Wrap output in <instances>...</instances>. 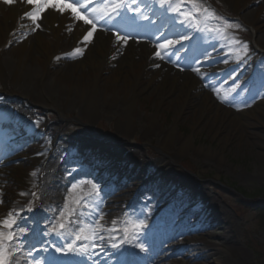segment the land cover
Wrapping results in <instances>:
<instances>
[{
    "label": "bare ground",
    "instance_id": "bare-ground-1",
    "mask_svg": "<svg viewBox=\"0 0 264 264\" xmlns=\"http://www.w3.org/2000/svg\"><path fill=\"white\" fill-rule=\"evenodd\" d=\"M102 1L105 0H88V3L95 10V5L100 4ZM257 1L263 3L257 11V13H260L264 10V0H243L242 3L246 5ZM178 2L182 4L181 0H166V7L161 8L159 0H138L141 12L139 15H135L134 23L124 30H119L120 27L117 21H113L112 18L108 17L107 20L110 23L106 22L104 13L96 14L100 23H103L107 30H97L93 34L94 53L91 52V47L88 44L81 43L90 28L83 23V20L73 18L75 13L71 11V8H75V5L66 8L61 0H33V4L47 3L49 7L40 14L36 20V24L32 25L31 20L20 19V17L30 11L33 4H25L23 0H14L10 6L0 3V78L3 80L20 79L24 87L22 96H26L32 101H37V96H47L49 90H54V87L48 85L45 81L48 75L54 78V85L57 81L61 82L62 80L73 85L80 84L83 86L80 97L85 98L83 109L89 113L100 102L105 105L115 106L116 114L114 115L122 120L121 132L122 134H126L129 127L135 125L138 121L137 116H144L138 115L136 110L135 101L138 99L139 94L146 92L145 94L148 97L156 95L158 99L171 95L169 91L163 93L162 86H156V88L151 89L153 81L158 76L157 68L155 67L157 65H164L162 61H158L159 59L154 57L162 51L166 55L176 53V63L186 60L187 57L194 58V52L191 51L189 53V50L192 44L197 42L196 48L203 50L202 47H204L205 49L204 60L199 59L194 61V64H192L194 71L182 70L177 64H171L166 67L168 71L175 72L174 74L176 75L172 76L170 82L173 86L179 85L180 92L175 96H170L172 99L169 100L168 108L173 110L175 116L174 122L171 128L164 131L162 139L158 143L161 150L172 145L180 153L186 152L192 146V139L190 137L180 138L176 134V128L179 126L177 119L181 111L184 110V106L189 102H200L201 105L199 104L197 108L195 107L194 115H192L194 121L197 120V122H194L191 126L192 132L198 134L206 126L200 127L198 123L202 118L201 116H203L202 110H205L204 108L212 109L213 103L210 92L205 90L199 91L195 84L187 87V83L189 81H196V79L204 77L205 73H211V71L227 72L231 68H236L235 72L237 73L229 76L230 79H233L235 74H238L242 69V67L238 68L236 64L243 56L234 54L232 53L233 51L228 52L226 49L219 51L220 48L214 44L217 32L210 34L201 31L196 39H192V33L190 35L188 33V28H190L189 14H186L178 6ZM234 2L236 5L240 4V0H233ZM52 5L61 7L63 14L52 10ZM110 5H112L111 9H114L115 2H112ZM107 11L108 9L105 12ZM177 13L179 14L177 15ZM80 15H83L82 11ZM178 21H183V23ZM97 27L99 29V25ZM152 28H155L156 31L151 32ZM252 30L256 31L258 29L254 27ZM113 31L122 37L119 42H117V36L112 35ZM204 36L206 37L204 38ZM152 39H161L162 43L160 45L152 44ZM166 44L169 47L164 49L162 46ZM76 45L81 49H86L87 55H96V59L91 60L87 64L77 59L65 60L62 63L63 66L58 67L56 70L58 61L62 60L61 58L64 57L65 53L73 52ZM138 50L143 51L146 57L141 56L137 58L135 54ZM192 58L191 61L193 62ZM217 60H219L220 64L214 66ZM68 69L70 73H68ZM78 69L80 71L79 77H72L71 75ZM85 77H87L86 82H83L82 78ZM175 78L182 81V84L177 82ZM118 81H121L122 86L117 83ZM138 83L141 86L136 90L135 86ZM112 86L117 87L116 92H123L120 100H117L115 96H105L104 91ZM56 87L65 91L61 93L64 97L62 102H66L70 98V92L66 88H62L60 84ZM6 89L12 90L13 87L6 85ZM38 102L41 103L40 101ZM45 105L46 107L52 106L49 102L48 104L44 102L43 106ZM216 109L214 113H217ZM11 114L12 112L7 106H0V120H2L1 123L5 124L2 128L3 134H0V142H2L1 136L4 135L5 130V135L9 134V131H7L10 128L8 122H11V119L14 120L13 117H15ZM223 114L227 115L228 112L223 111ZM17 118L24 122L25 117L17 116ZM147 118L150 123L155 122L153 116H147ZM14 126L19 128L17 123ZM208 126L212 127L211 125ZM37 129H40L41 133H43L41 136H44V140L40 142V146L34 144L33 148H30L29 154L20 153L7 159V161L1 162V164L8 163V161L18 163L26 158H34L36 160V163L31 167L34 169L27 168L19 174L17 185H15L12 195H8L7 191L2 190L3 187L0 186V222L6 219L9 213H19L20 216L22 211L27 210L29 205L27 198L29 195L37 193L40 198L35 208L29 211L32 221H21L19 216H15V223L10 229L0 227V245H4L8 249L7 253H5L0 248V256L5 258V264H8L9 260L10 262L12 261L11 264L14 261L16 264H24L25 255H22V250L29 249L37 243L42 248H45L50 242V238L55 236L53 233L58 231L57 228L52 226L59 225L65 221L67 223H64L63 229L59 230L60 233L67 234L73 231L75 227L80 228L83 233L81 231H73L71 233L80 236L82 239L81 243L85 248L81 254L76 256L74 251L76 247L68 249V242L70 241L66 240L67 236H61L60 234L59 237H62L64 241L56 246L57 250L54 251V255L57 256L58 250L62 248L65 253H68V259L65 262L67 264H105V261L103 262L99 254H92L90 252L100 249L96 248L99 245H112L114 249L116 248L117 254L115 256L117 259L114 261V264H130L128 253L122 247L128 245L131 254L135 256L137 252L139 253V250L141 251V248H135L137 247L136 242L143 243L150 250L149 256H145V259L140 258L139 262L141 264H150L154 258L163 254L162 250L166 251L172 247L173 244L170 240H173L180 233L191 231L212 239V236L209 235L213 227L219 233L224 230L226 231L223 236L218 237L226 251L219 250L212 244L192 240L185 243V264L244 263L246 253L238 245L237 234L232 221H229L230 217L219 210L218 207H216L214 213L212 211L201 212L197 209L198 205L195 201L202 198L205 199L206 196L209 197L203 192V189L199 190L197 188V193L194 191L193 195L188 189L193 200L189 198L187 203L193 202L190 205L196 204V206L187 218H183L184 221L180 219V215L175 211V206L174 208L167 206L163 212H160L161 215L158 214L160 218L157 222L151 218L148 220L149 225L142 228H128L127 226L120 225V223L123 224L128 220H132L137 213L150 216V213L155 211L160 201L156 196L145 197V202L132 200L130 205L126 209H123L126 201L128 202L130 198V191L122 189L118 196H114L110 201L114 205L116 213L109 217H106L107 207H104L103 203L100 204L99 209H97L98 203H95V201V205H93V202L90 205L85 202V208L78 206L77 200L83 199L80 193H75L69 196L68 199L62 197L61 193L65 186L73 179L80 178V175L72 169V160L75 162L77 159L82 161L90 158L92 154H96V151L100 152L102 150L108 154H106L107 159L109 158L111 161L112 159H119V162L126 164L128 168L132 164L139 169H143L147 165L144 163V160L140 161L139 155L135 152L121 151L119 154H111L109 150H105L104 146L96 147L95 143L77 146L80 141L71 142L68 138L56 142L55 145H58L57 151H50L46 142L48 139L51 141L54 131L47 130V127H44L43 130L40 124ZM242 133V130H238V135L243 139L244 134ZM216 136L217 134L213 133V138ZM67 143L70 144L65 148ZM64 148L65 152L68 151L69 153L66 159L61 158ZM45 149L48 151H45ZM199 151L203 154H211L218 159L222 156V154H217L216 151L211 153L209 148H203ZM39 152L42 153V156L39 155ZM103 156L105 155L103 154ZM161 162L158 161L155 166L157 168L160 167L162 165ZM150 165H153V163ZM21 167H23V164H16V168L20 169ZM112 169L120 170L122 174H125L124 184L128 183L130 187L134 185L131 182L133 180L132 177L135 176L126 174L123 169L118 167H112ZM170 174L169 171H166L161 177L163 176V179L168 180ZM185 177L184 174L175 180L184 187L187 185ZM188 185L193 188V182L190 183L188 181ZM146 186H142L141 189L147 191L148 189H145ZM161 189L168 195L166 186L161 187ZM195 194H197L198 199L194 198ZM178 204L182 207L185 205L182 201L178 202ZM141 206H144V210L140 208ZM161 217L165 219L161 221ZM191 219V225L194 226L193 229L185 230L184 228L187 226L186 221ZM152 224L155 225L152 226ZM100 229H104V231H100ZM165 231L169 237L164 235ZM8 233H14L11 241L6 239V234ZM89 233H92V236H89ZM73 246H78V244L74 243ZM9 253L12 254V258H8ZM106 255H109V253L107 252ZM33 256L38 257L39 261L47 260L44 250L34 253Z\"/></svg>",
    "mask_w": 264,
    "mask_h": 264
},
{
    "label": "rangeland",
    "instance_id": "rangeland-1",
    "mask_svg": "<svg viewBox=\"0 0 264 264\" xmlns=\"http://www.w3.org/2000/svg\"><path fill=\"white\" fill-rule=\"evenodd\" d=\"M181 1L182 4L178 2V6L192 18L190 29L198 23V19H203L201 22L205 33L211 34L214 30L218 32L215 39L217 47L244 56L242 57L241 65H244L247 72H251L247 78L251 79L249 83L240 85L235 93L232 92V87L235 83L231 84L232 80L228 78L229 74L211 71V74H204L203 79L199 77L196 81L187 83V87L195 84L199 91H210L213 98L212 109L204 108L205 110H202L203 116H201L202 118L198 123L200 127L206 126L200 133L194 134L191 129L192 124L197 122V120L194 121L192 115H194L195 107L197 108L200 102L196 103V101H193L186 104L177 119L179 125L176 128L177 137H190L192 139L191 148L186 152L180 153L172 145L163 150L158 146L164 131L171 128L175 118L173 110L168 108L169 100L172 99L170 96H175L180 92L179 85L173 86L170 82L172 76L176 75L174 74L175 72L168 71L162 65L155 67L157 68L158 76L153 81L151 89L156 88V86H162L163 93L169 91L171 95L158 99L156 95L148 97L145 94L146 92L139 94L138 99L135 101L136 110L138 115L144 116H137L138 121L135 125L129 127L126 134L121 132L122 120L114 115L116 114L115 106L105 105L100 102L89 113L83 109L85 98L80 97V92L83 88L80 84L73 85L64 80L61 82L57 81L55 83L56 86L60 84L62 88H66L70 92V98L66 102H62L64 97L61 92L65 91L58 89L54 85V78L48 75L45 81L48 85L53 86L54 90H49L47 96L39 95L37 96V101H32L28 97L22 96L24 87L20 79L3 80L0 78V106H7L13 115L25 117L27 122H24L22 126L28 129L27 131L25 129L15 131L9 138L10 146L8 144L3 150H0V186L3 187L2 190L7 191L8 195H12L15 185H17L19 174L27 168H31L36 163V160L34 158H26L23 161H19L18 163L23 164L20 169L16 168L18 163L14 161H8V163L3 164L1 162L22 152H27L26 154H28L30 147L34 144H40L39 141L44 138L41 133H36V130L33 132L36 124H40L43 129L44 127L49 128V125H54V132L57 133L52 137V142H55L58 138H70V140L84 141V143H99L103 144L106 148L105 150H111V154H119L120 151L135 152L139 155L140 161L144 160L147 165L142 171L127 170V173H132V175L136 173L135 179L131 182V184H134L132 187L128 183L120 185L124 177L117 176L118 172L108 174L106 171L108 167L104 166L95 175L97 178L98 175L103 176V180L109 183L105 189H102V186H99L101 189L97 188L98 185L93 177L84 175L80 179L70 181L62 191V197L68 199L69 196L80 193L83 199L77 200L78 206L83 205L86 201L89 203V200H91L90 204L91 202H93V205L96 202L98 203L97 209L100 208V204L105 202L103 205L107 207L106 217H109L116 213V209L110 201L114 196L117 197L122 189H128L131 194L136 189V192L139 193L142 186L147 185L146 187H149L151 185L150 178L154 175H157L158 182L171 184L170 186L174 187L175 183H171V181L176 182L175 179L177 177L185 174L186 177L184 179L185 182L187 180V185L182 190L186 191L187 199L193 200L190 191L193 195L197 188L199 190L203 189V192L209 196H206L205 199H198L197 203L199 202L200 205L197 206V209L201 212L212 211L214 213L216 207H218L219 210L230 217L229 221H232L237 234L238 245L246 253V259L243 264H264V55L260 57L257 52L254 53L252 50L253 43H256L264 50V10L257 13L263 3L257 1L243 5V0H240V4L236 5L233 0ZM135 4L136 2L134 1L133 6ZM193 4L197 5V7L192 8L191 5ZM96 7L98 6L96 5ZM205 10L210 11L215 19L206 18L205 15L202 16ZM96 14L92 17L93 20L98 19ZM225 25L228 27H225ZM254 27L258 29L255 33L252 31ZM213 28L215 29L211 31ZM206 36L208 35L206 34ZM90 40L91 42L86 44L91 47V52L94 53L93 37ZM76 46L73 52L78 50L79 54L75 56L72 55L73 52L65 54L61 58L62 60L58 61L56 70L58 67L63 66L62 63L65 60L77 59L87 64L91 60L96 59V55H87L86 49ZM135 55L137 58L146 57L141 50H138ZM161 55L164 56L163 54ZM164 59L168 63L174 61L173 57H163ZM187 61L189 60H185L186 63H180L181 69L192 70L189 68L190 64ZM244 67L240 71L243 75H238L237 79H241L247 74L244 71ZM67 71L70 73L69 69ZM73 74L71 75L72 77H79V69L75 70ZM208 75L209 77L215 76L216 82L209 83V80L213 78H209ZM86 78H82V81L86 82ZM175 80L182 84V81H179L178 78H175ZM117 83L122 86L121 81ZM6 85H11L13 89H6ZM140 86L141 84L138 83L135 86L136 90ZM116 89L117 87L115 88V86L108 87L104 91L105 96H115L117 100H120L123 92H116ZM44 102L47 104L49 102L52 106H43ZM215 109L217 113H214ZM223 111H227L228 114H223ZM147 116H153L155 122L150 123ZM15 122L17 123L16 119ZM238 130L243 131V139L238 135ZM91 131L99 134L96 137ZM213 133L217 134L215 138H213ZM52 142L50 143L48 139V147L52 146ZM203 148H209L211 153L216 151L217 154H222V156L218 159L211 154H203L199 151ZM53 149L54 147L51 148V150ZM66 155L67 153L63 150L61 153L62 158L64 159ZM158 161H162V165L157 168L155 165ZM93 162L97 163L96 160H93ZM103 162L107 163L109 159ZM151 163L153 165H150ZM72 169L77 172L84 171L86 168L74 165ZM124 170L126 171V168ZM166 171L171 173L168 180L163 179V176L161 177ZM188 181L190 183L193 182V188L188 185ZM84 182H89L90 186L94 187H86L82 184ZM176 184L178 185V183ZM109 190H111L110 193ZM136 192L130 200L136 196ZM91 193H95L96 196L90 199L88 195ZM148 193L149 191L147 195ZM240 194L249 197L250 200L243 199ZM147 195L146 193H139L135 199H138V202H144V198ZM194 198H197V194H195ZM173 199L170 201L166 200L167 202L165 201V203L164 201L159 202L155 212L150 213V216L137 213L131 221L127 222V225H149L148 220L156 217L165 206L173 202ZM27 200L29 202L27 208L34 209L40 198L37 193H33L28 196ZM129 205L130 201H126L123 209H126ZM140 208L144 210V206ZM177 210L180 219L184 221L183 218L190 214L191 209L185 203L183 208L178 206ZM30 217L31 214L27 210L20 214L19 219L31 220ZM186 223L187 226L184 229L192 230L194 227L191 225L192 219ZM73 231H81L83 233L77 227ZM71 232L60 234L61 236H67V240L70 238L69 236H72ZM225 232V230L220 233L216 232L213 227L209 235L212 236V239L191 231L180 233L173 240H170L173 244L172 247L166 251L162 250L163 254L154 258L150 264H185V243L192 240L212 244L219 250L226 251L218 238L223 236ZM88 235L91 236L92 233ZM164 235L169 237L166 235V231ZM56 237L59 238L57 235ZM138 245L140 246V243H137Z\"/></svg>",
    "mask_w": 264,
    "mask_h": 264
},
{
    "label": "snow or ice",
    "instance_id": "snow-or-ice-1",
    "mask_svg": "<svg viewBox=\"0 0 264 264\" xmlns=\"http://www.w3.org/2000/svg\"><path fill=\"white\" fill-rule=\"evenodd\" d=\"M13 2H14V0H0V3L6 4V5H9V6L12 5ZM23 2L25 4H33V0H23ZM61 2L64 4V7H66V8L70 7L71 5H75L76 6L75 8H71V11L73 13H75L73 18L74 19H78V20H83V23L90 28V30L87 31V33H86L85 37L83 38V40L81 41V43H90L91 42L90 38L93 36V34L97 30H101V31L107 30V29H105L104 24L100 23V21L98 19L97 20H93L92 17L94 16V14H96V13H104L105 21L110 23V21H108L107 18L109 16H112L113 18H116V14L118 12H120L125 7V4L123 3V0H121V3L115 4L113 6L114 9L116 10L115 12L111 11V10H108L107 12H105V9L108 8L107 5H105L104 8H102V9L93 10V9L90 8L88 0H61ZM159 6L161 8L166 7V0H159ZM48 7H49V5L47 3L33 4L32 9L30 11L24 13L20 17V19H29V20H31L32 25H35L36 24V20L39 18L40 14ZM51 7H52V10L60 12L61 14H63V10H62L61 7H57L56 5H52ZM191 7L192 8H196L197 5L193 4V5H191ZM81 11L83 12V15H80ZM134 14L139 15L138 12L134 13ZM178 14L179 13H177V15ZM204 15H205L206 18L211 17L212 19H215V17L212 15V13L210 11H208V10H205ZM188 19L191 21L192 18L189 16ZM178 22L183 23V21H178ZM193 23H194V21H193ZM97 25H99V29H98ZM225 27H228V26L225 25ZM69 30H71V29H69ZM112 35L117 36V42H119L120 39L122 38L121 36L117 35V33L115 31L112 32ZM137 42H139V41H137ZM169 43H171V42H169ZM162 47L164 49H166V48L169 47V45L166 44V45H163ZM77 54H79L78 50H75L72 53L73 56H75ZM154 58L163 59V57L160 56L159 54H157V56L154 57ZM201 78L203 79V77H201ZM73 191H75V189H73ZM15 216H19V213H9L8 217L6 219H4L2 222H0V227L10 229L12 227V225L15 223V219H14ZM64 223H67V222L65 221ZM64 223L52 226V227L58 229V231L54 232L53 235H57V236L60 235V231L59 230L63 229ZM73 223H75V222L73 221ZM136 227L137 228H142L143 225H139L138 224V225H136ZM100 231H104V229H100ZM13 234L14 233L6 234V239L8 241H11L12 237H13ZM76 238L79 239L80 237L77 236ZM72 247H73L72 243L68 242V249H71ZM0 248H2L5 253H7L8 249L4 245H0ZM141 251H143V249H141ZM76 253L80 254V250L76 249ZM0 264H5V258L3 256H0Z\"/></svg>",
    "mask_w": 264,
    "mask_h": 264
}]
</instances>
